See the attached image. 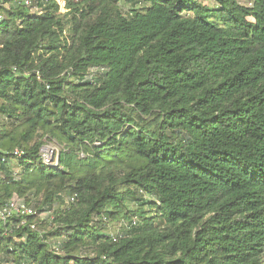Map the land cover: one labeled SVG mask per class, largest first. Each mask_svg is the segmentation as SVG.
<instances>
[{
    "label": "trees",
    "instance_id": "16d2710c",
    "mask_svg": "<svg viewBox=\"0 0 264 264\" xmlns=\"http://www.w3.org/2000/svg\"><path fill=\"white\" fill-rule=\"evenodd\" d=\"M34 4L0 0V206L54 217L0 263L264 264V0Z\"/></svg>",
    "mask_w": 264,
    "mask_h": 264
},
{
    "label": "built area",
    "instance_id": "2783aa9c",
    "mask_svg": "<svg viewBox=\"0 0 264 264\" xmlns=\"http://www.w3.org/2000/svg\"><path fill=\"white\" fill-rule=\"evenodd\" d=\"M36 0H25V4L27 7H32L34 5V2ZM37 5V4H35ZM39 9V7H38ZM3 15L0 14V22L3 20ZM49 149H47L45 146L41 148L40 154L42 160L48 164V165H57L58 161L51 160L50 154L53 153V150H51V153H49ZM23 151L19 148L14 149L12 152H6L2 153L0 152V173H4L3 165L11 167L10 157H19L22 156ZM13 175H17L20 173V169H14ZM75 197H71V201H74ZM39 209L32 203L27 202L25 199L20 198L18 196L13 197L8 202L4 203L2 206H0V220L3 223L4 231L3 234H8L9 227L7 224L13 219V218H21V225H27L30 227L31 230L38 231L42 233V231L39 229V225L36 221L37 216H39ZM28 218H35L34 221H29ZM58 250V248H57ZM4 264V263H0Z\"/></svg>",
    "mask_w": 264,
    "mask_h": 264
},
{
    "label": "rangeland",
    "instance_id": "374dc122",
    "mask_svg": "<svg viewBox=\"0 0 264 264\" xmlns=\"http://www.w3.org/2000/svg\"><path fill=\"white\" fill-rule=\"evenodd\" d=\"M10 4H6V6H9ZM30 11L31 12H37L38 6L34 4L32 7H30ZM4 120H5L4 117L0 116V123H2ZM45 147L50 150L49 153H51V150H53V153L50 154V157H51V160H54L56 154L59 151L58 146L54 143H49V144H46ZM14 169L19 170L20 168L15 166L14 163L12 162L10 170L13 172ZM67 202L68 201L66 200V203ZM39 213L40 214H39V216H37L36 221L39 225V229L42 231V234H43L44 232H46V226L52 222L54 214H53L52 210H41ZM107 224L109 225V233L113 234V233L118 232L121 229V227L124 224V221H120V222L108 221ZM11 261L12 260H10V262L5 261L4 264H11L12 263Z\"/></svg>",
    "mask_w": 264,
    "mask_h": 264
}]
</instances>
